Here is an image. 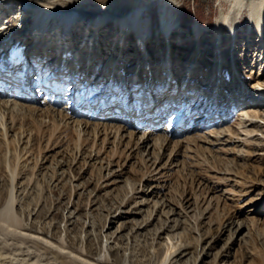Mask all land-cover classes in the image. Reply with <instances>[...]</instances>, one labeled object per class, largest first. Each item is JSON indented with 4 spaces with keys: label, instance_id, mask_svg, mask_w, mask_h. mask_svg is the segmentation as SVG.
I'll return each mask as SVG.
<instances>
[{
    "label": "rangeland",
    "instance_id": "1",
    "mask_svg": "<svg viewBox=\"0 0 264 264\" xmlns=\"http://www.w3.org/2000/svg\"><path fill=\"white\" fill-rule=\"evenodd\" d=\"M10 1L14 9L5 13L0 38L17 27L19 16L22 29L45 17L40 9L27 14L22 6L20 12V2L36 0ZM244 1L238 10L236 0H54L56 8L72 14L68 19L79 38L91 24L100 28L95 34L100 56L92 71L110 66L113 43L120 75L125 68L145 66V58L158 70L169 48L185 68L201 50L200 73L222 63L229 76H242L247 96L237 105L247 104L246 113L234 105L238 109L217 126L173 136L167 131L172 113L144 131L128 124L123 110L118 116L108 113L116 118L107 120L109 106L83 105L84 115H75L79 106L68 103L67 91L49 97L48 105L41 104L49 101L46 96L38 101L0 97V209L13 193L28 224L112 264H264V93L260 99L255 94L264 87V35L259 39L264 6L254 21L252 0ZM45 14L50 25L60 24L58 13ZM125 20L150 25L149 34L144 29L145 51L136 49L131 32L113 41ZM164 21L175 25L168 38ZM85 50L78 52L83 56ZM140 119L146 123L153 116Z\"/></svg>",
    "mask_w": 264,
    "mask_h": 264
},
{
    "label": "bare ground",
    "instance_id": "2",
    "mask_svg": "<svg viewBox=\"0 0 264 264\" xmlns=\"http://www.w3.org/2000/svg\"><path fill=\"white\" fill-rule=\"evenodd\" d=\"M53 1L54 0H36L34 2L22 1L23 3H25V2L28 3L29 7L33 6L32 10L40 9L41 11H43L42 13L45 15V17H42V21H39V20L35 21L34 20V23L31 27H25L24 29H22L23 24L20 25V27L18 29H20L24 35L19 38L18 35L13 33V38H11V39H14V40L19 41V42L25 41L26 45H29V46L30 45L31 46H37L38 44H40L43 48H50L54 52L58 51L59 53L64 55V57L66 54L69 56V58H63L59 55H57V57H55V58L50 56V60H48V62L50 63V67L53 66V68L52 69L50 68V71H48V72H43V77H42L43 81L47 82L54 90H57L58 87L61 84H63L66 77H68V75H66L63 72H57L60 68H62L64 66V64H71L74 68H75V66L81 67L80 68L81 72L83 69H87V67H89V66L91 67V68H89L90 70L94 69L93 68L94 66L91 65V63H93V61L95 60V58L97 56L96 53H99L97 43H100V39L98 40V37L96 36L97 37L96 38L95 35H93V32H91V28H90L89 30H87L83 34V44L81 46L76 47L77 35L75 33L74 28L72 27L70 20L68 19V18L72 17V14L71 13H64L63 12L64 10L61 11L62 7H60V5H59V8H56L58 6H56L57 4L54 5L55 3H53ZM43 3L48 4V5H40ZM13 4H14V2H11L10 0H0V11L2 12V14L8 13L9 10L13 8ZM21 4L22 3H20V9H19L20 12H22V10H23L22 6H24V4L23 5H21ZM236 4H237L236 8L238 10H242L243 7L245 6L244 5L245 1L244 0H236ZM51 5H53V6H51ZM263 6H264V0H252L251 8H250L251 20H254L257 17H260L262 10H263ZM46 11H47L48 15H49V12H50V14L58 13L61 16L60 24L57 23L56 25H53V26L50 25L48 23L49 18L47 17V14H45ZM19 19H20V16H19L18 20ZM143 23L144 22L139 23L138 21L132 22L129 20L123 21V23L121 24V27L119 29L120 31L118 30L121 35L120 36L117 35L114 38H112L113 41H115L116 39L121 41L124 39V37H126L125 33H123L124 31L122 30V27L124 25L127 28L126 32L135 33L138 38L143 39V41H145L146 35H148L150 33V28H149L150 25H147L146 27H144ZM14 26L15 25H13L12 27H14ZM91 26L96 28L95 33H97L100 29V28L97 29V27L94 24H91ZM224 26L227 27L228 24L224 25ZM36 27H39V30H38L37 34H33V29H35ZM174 27H175V25L173 23L169 24L165 21L163 22L164 32L167 35H169L171 32H173L172 29ZM144 29L148 31V34H147V32H145ZM20 30H19V32H20ZM47 30H50V31H47ZM65 31H66V34H65ZM11 32H12V29L11 30L8 29L7 34H5L6 37H8ZM46 33H48V35L50 36V40L47 37ZM89 34H91L90 37L88 36ZM263 35H264L263 31H261L260 37H259L260 40L262 39ZM44 36L47 37L48 39L45 38ZM88 38H89V40H88ZM0 40H3V39H0ZM45 41H47L46 44H44ZM92 41H95V42L93 43ZM113 44H112L111 48L114 47ZM101 45H102V43H101ZM31 46H30V48H31ZM83 46H86L85 47L86 53L82 56L78 52V47H83ZM101 47H103V46H101ZM115 48H117L116 45H115ZM108 49H109V47H108ZM110 50H111L110 51L111 55H114L113 57H115V54H113L114 53L113 50L112 49H110ZM34 51L38 52V49H35ZM18 52L20 53V51H18ZM21 53H23L25 55V54H27V51H24ZM87 53L91 54V60L90 61L88 60L86 62L87 57H88ZM195 55L197 56V53ZM199 55L198 56L200 57V60L203 61V59H204L203 53L201 52V54L199 53ZM221 55H223V51H220L219 53L217 52V56H221ZM38 56H40V55L38 54ZM168 57L173 58L172 55H169ZM141 59H140V62L142 63ZM262 60H263L262 62H264V58ZM199 64L200 63L198 62L195 65L197 69H198ZM219 64H222V63H219ZM219 64L215 65L213 68L216 69V68L222 67V65H219ZM187 65L188 66L191 65V62ZM165 66H166V64L163 63L161 68L162 67L165 68ZM186 66L184 68V66L183 67L179 66L177 63V67L180 69V72H182L183 75L186 72H189V69H186ZM74 68L73 69L71 68L72 71L69 70L71 76L73 77V78H70V79H72L73 83H69L70 85H68V87H70L71 90L74 87V84L77 82L75 75L79 74L78 73L79 71L74 70ZM67 69H69V68H67ZM125 69H127V68H125ZM104 70H105V65H101L99 68H95L94 72L97 73V72L101 71L100 75L102 77V76H104ZM184 70H187V71L185 72ZM190 71H192V70H190ZM27 72L28 71L26 69L24 71V75H26ZM174 74H176V72H174ZM215 74H216V70H215ZM234 75H233V77H234L233 82L228 84V86H229L228 88H232L230 91V93L232 94V98L227 97V100L225 101V103L221 102L220 104L215 105L213 108H211L212 114L215 113L214 109H217L218 107H220V110H219L220 113H222L224 108H225L227 115H228L229 111H230V114H233L234 111L238 108H241L242 113H244V112L246 113L247 108H245V107L247 104L245 105V107H242L243 105H241V104L237 105L240 103V101H242V96L247 95L246 91L244 92V90H246V84L244 81H242V80L240 81L239 76L236 77L238 75L237 73H235ZM157 77H161V73H159V75ZM128 79H131V77L128 76ZM173 79L177 80V78H173ZM194 79L195 78H193V80ZM235 79H237V82H235ZM239 81H240V83H239ZM164 83L165 82L161 81L160 78H156V79L152 78L151 81H146V82L144 81L142 86H151L150 89H148V91H152L154 88H156L157 86L162 85ZM215 83H216V80H215V77H213L212 80L206 86H214ZM177 85L181 86V83L180 84L178 83ZM168 87H172L170 82H168ZM61 88L65 89L66 85H62ZM114 89L116 90V92L120 90L119 87H116ZM240 89L243 91V93H242V91H240ZM23 90H24V88H22L20 86L16 87V89H15V91L18 93H21ZM187 90H191V88H188ZM58 93H59L58 90L56 92H50L49 96L52 97L54 95H58ZM263 93H264V87H261V86L257 87L255 94H257L259 99L263 95ZM44 94H46V93H44ZM44 94L43 95L39 94L38 97H40V95H41V97H40V99H41L42 96H44ZM79 94H81L80 97H78V99L76 98L77 100H73L72 98H73L74 94L72 95V93L70 92V101L68 103L69 104L72 103L73 105H75L77 107L79 106L78 110L75 112V115L82 116V115H84L83 111L85 109L82 108L84 104L80 103V102H82L81 97H84L85 99H87V101L89 100V103L93 104L97 94L94 91H91L89 93V95H88V93L85 94V92L79 93ZM239 95H241V98H239ZM59 96H58V98H59ZM182 96H183V94H181V95H179V97H177V99H179L177 101V105H179V106H182V103H181V101L183 99ZM187 96H188V93H187ZM225 96L226 95H224L222 92L221 97L226 99ZM36 98L37 97H30L27 99V101H29L30 99H36ZM231 100H232V102H231ZM36 101H38V99H36ZM158 101H162V100L158 99ZM235 101L236 102L239 101V102L235 104L234 103ZM55 102L57 103V101H55ZM228 102H229V104H228ZM49 103H50V99L47 102L46 101L42 102V100H41V104H43V105L44 104L48 105ZM149 103L150 102L147 101V105H149ZM197 103H200V102H197ZM51 104L53 106L55 103L53 104L51 102ZM183 105L184 106L182 107V109H184L185 105H187V104L185 103ZM223 105H225V106H223ZM234 105L237 106L238 108H234L235 107ZM107 106H109V105H107ZM107 106L103 105L104 110L106 109ZM157 106H158V104H157ZM110 107L111 106H109V108L106 109V112H104L105 114L103 116L107 120H110V119L115 120L116 116H115V118L113 116L116 115L115 111L117 108H113V107L110 108ZM200 107H203V105H201ZM150 108L155 109L156 105H154V107H152V105H151ZM101 109H103V108L101 107ZM118 109H120V108H118ZM199 109L201 110V108H199ZM29 110L34 111L32 107H30ZM81 110H82V112H80ZM128 111L132 112L133 110L130 107L128 109ZM161 112H163V111H160V112L150 111V113H149L150 115L147 114V116H153V120L146 122L147 124L142 123V122L136 123L138 120H134L135 124H137V125H135L136 129L137 130L142 129L145 131L146 129L149 130L151 128H153V129L157 128V126H158L157 124L161 123L162 122L161 120H165L162 117L165 118V116L167 114V113H165V115L163 116V114ZM97 113H98L97 114L98 116H101V113H99V112H97ZM108 113L109 114L114 113V115L110 116ZM179 114L180 113L173 115L174 116V119H173L174 122L171 123L170 128H169L171 130V132H173V133H177L175 128H174V125L176 123V120H177ZM130 117L132 118L131 115H130ZM199 120H201V119H199ZM217 121L218 120H214L210 124H206L205 128L217 126L218 125ZM143 126H147V128L146 127L143 128ZM11 129H12V127H9V130H11ZM168 132H170V131H168ZM28 141H31V142L34 141L33 137H30L28 139ZM1 144H4V141L0 140V150L2 149ZM27 146H28V143H27ZM71 158H72V162H75L77 160V156L75 157V155L72 156ZM1 162H2V158H0V163ZM14 179H15V177L12 178V183H13ZM7 186H8V183H7ZM16 200H17V198L14 197L13 193H11L10 197L6 200L7 202L4 203V205L0 209V264H112L106 260L102 261V260H98V259L96 260V259L87 257L88 252H84V251L81 252V251L76 250V248H73L72 245H70V242H66L65 244L61 243V242H56L53 239L54 238L53 235H52V237L48 236L50 231L47 232L45 229H39L38 230V229H36V227L33 224H28V222H26V220H23V218L19 216L20 210L18 207L15 206ZM176 248L177 247L174 246L173 250L176 251Z\"/></svg>",
    "mask_w": 264,
    "mask_h": 264
}]
</instances>
